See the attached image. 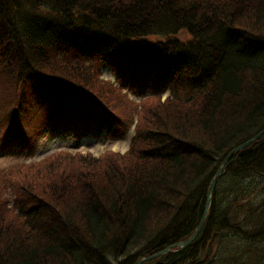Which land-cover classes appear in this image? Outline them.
Here are the masks:
<instances>
[{
	"label": "trees",
	"instance_id": "16d2710c",
	"mask_svg": "<svg viewBox=\"0 0 264 264\" xmlns=\"http://www.w3.org/2000/svg\"><path fill=\"white\" fill-rule=\"evenodd\" d=\"M0 67L7 140L38 138L58 120L53 113L73 118L86 106L98 126L116 129L101 85L106 67L145 110L168 91L166 104L185 108L173 126L192 141L139 132L147 168L134 175L123 169L81 189L67 176L46 202L22 185L43 163L12 182L16 218L32 229L0 228V264H134L194 233L219 164L264 129V0H0ZM187 111L193 123L181 117ZM138 150L94 162L138 164ZM55 161L66 162L46 166ZM187 262L264 264V136L226 167L195 241L144 264Z\"/></svg>",
	"mask_w": 264,
	"mask_h": 264
},
{
	"label": "rangeland",
	"instance_id": "374dc122",
	"mask_svg": "<svg viewBox=\"0 0 264 264\" xmlns=\"http://www.w3.org/2000/svg\"><path fill=\"white\" fill-rule=\"evenodd\" d=\"M102 75L106 80V82H102L103 92L108 95L106 101L119 116L129 122L130 131L128 135L117 138L112 136V133L106 129L102 132L99 130L96 136L93 133H89L81 137L74 134L71 137H64L62 136L64 135L63 131L61 133L57 132L63 129L64 124L63 122H57L52 124V129L47 130L34 147L27 146L24 143L19 146H9L0 139V171L7 172V175L2 176L0 179V228L2 234L20 236L21 234L25 235L32 229L31 226H24L22 221L16 218V214L20 210L16 206L15 197L17 194L13 191V185L18 182L12 184L14 181L20 182L24 172L28 169H36L39 164L43 163L40 166L42 167L41 169L28 173L22 185L28 192L41 196L40 200L46 202V200H50L49 188L57 184V182L67 184V176L71 178V188L81 189L84 183L92 187L93 185L91 184H94L95 180L103 182L106 178L105 175L121 172L123 169L125 172L134 175L136 171H142L143 168H147L146 161L141 162L138 160V164H135L128 157L119 158L112 156L106 160L94 162L93 156L99 157L104 154L105 157L113 154L112 151L117 152L115 155L123 157L122 154L131 147L132 137L137 132L145 129H155L167 136L184 137L189 142L192 141L186 135L188 132L185 131V136H181L173 126L175 123L174 113L185 108H177L174 111V107L171 104L163 103L160 98L150 104L145 110L143 100L131 95L130 98L115 87L116 77L109 67L102 71ZM4 111L6 110L3 109L0 112L1 115ZM190 111L182 112L183 115L181 117L193 123L191 119L195 115ZM68 112L65 111L64 113ZM4 124L5 119L1 116L0 137L3 134L1 127ZM53 135L57 136L53 137ZM139 146L140 144H138ZM54 158H65L67 163L55 161L46 166ZM166 210H171V207H167Z\"/></svg>",
	"mask_w": 264,
	"mask_h": 264
},
{
	"label": "water",
	"instance_id": "95a60500",
	"mask_svg": "<svg viewBox=\"0 0 264 264\" xmlns=\"http://www.w3.org/2000/svg\"><path fill=\"white\" fill-rule=\"evenodd\" d=\"M264 134V131H262L261 133H259L255 138H253L252 140L236 147L235 149H233L228 155L227 157L225 158V160L221 163V165L219 166L217 172H216V175L214 176V178L212 179L211 181V185H210V188L207 192V196H206V207H205V211H204V214H203V219H202V222L200 224V226L198 227V229L195 231V233L193 234V236L188 239L187 241L185 242H180L178 244H175L169 248H167L166 250L158 253L157 255L153 256V257H147L145 259H142V260H139L136 264H142L144 261H147V260H151L155 257H158L160 255H162L163 253H167L171 250V248L173 247H186L187 245H189L195 238L196 236L198 235L201 227H202V223L203 221L205 220V218L207 217L209 211H210V207H211V203H212V198H213V193H214V190H215V186L217 184V181L219 179V177L222 175V172L224 171L225 169V166L228 164L229 160L233 157V155L239 151H241L242 149H244L246 146H248L251 142H253L254 140L258 139L260 136H262Z\"/></svg>",
	"mask_w": 264,
	"mask_h": 264
},
{
	"label": "bare ground",
	"instance_id": "6f19581e",
	"mask_svg": "<svg viewBox=\"0 0 264 264\" xmlns=\"http://www.w3.org/2000/svg\"><path fill=\"white\" fill-rule=\"evenodd\" d=\"M220 165H221V163L219 164V166H220ZM219 166H218V168H219ZM218 168H217V169H218ZM162 251H164V250H162ZM162 251H160V252H162ZM160 252H158V253H160ZM158 253H157V254H158ZM167 253H169V252H167ZM167 253H163L162 255H165V254H167ZM157 254H155V255H157ZM162 255H160V256H162ZM160 256H158V257H160ZM158 257H157V258H158ZM149 261H150V260L144 261L142 264H144V263H146V262H149ZM137 262H138V261H137ZM137 262H135L134 264H136Z\"/></svg>",
	"mask_w": 264,
	"mask_h": 264
}]
</instances>
